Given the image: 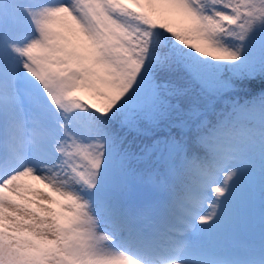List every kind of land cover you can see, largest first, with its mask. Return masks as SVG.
Instances as JSON below:
<instances>
[{
  "label": "snow or ice",
  "instance_id": "6c2138e0",
  "mask_svg": "<svg viewBox=\"0 0 264 264\" xmlns=\"http://www.w3.org/2000/svg\"><path fill=\"white\" fill-rule=\"evenodd\" d=\"M0 264H264V0H0Z\"/></svg>",
  "mask_w": 264,
  "mask_h": 264
},
{
  "label": "trees",
  "instance_id": "16d2710c",
  "mask_svg": "<svg viewBox=\"0 0 264 264\" xmlns=\"http://www.w3.org/2000/svg\"><path fill=\"white\" fill-rule=\"evenodd\" d=\"M237 99H239L240 102H243L244 99H245V97H243V96L241 95L240 97H237ZM223 106H224V102H221V109L223 108ZM218 111H219V109H218Z\"/></svg>",
  "mask_w": 264,
  "mask_h": 264
}]
</instances>
